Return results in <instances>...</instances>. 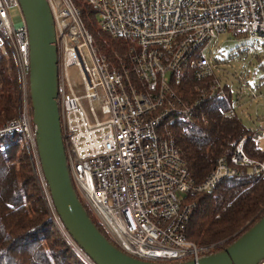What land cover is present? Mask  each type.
Wrapping results in <instances>:
<instances>
[{
    "label": "built area",
    "instance_id": "1",
    "mask_svg": "<svg viewBox=\"0 0 264 264\" xmlns=\"http://www.w3.org/2000/svg\"><path fill=\"white\" fill-rule=\"evenodd\" d=\"M46 1L56 35L60 128L75 191L112 243L137 260L172 263L209 255L216 245L198 247L185 237L193 208L187 197L245 173L264 177V161L247 157L243 138L195 183L171 128L203 121L204 104L232 94L214 66V51L224 34L264 45V0H85L103 32L131 43L126 59L117 57L118 67L97 54L73 0ZM11 9L21 15L17 24ZM0 52L13 60L19 82L16 116L0 127V136L20 135L56 230L82 264H94L64 229L43 175L30 108L28 33L17 0H0ZM187 76L198 83L189 103L176 91ZM236 107L237 100L222 117L240 118ZM250 141L264 148V124Z\"/></svg>",
    "mask_w": 264,
    "mask_h": 264
},
{
    "label": "trees",
    "instance_id": "2",
    "mask_svg": "<svg viewBox=\"0 0 264 264\" xmlns=\"http://www.w3.org/2000/svg\"><path fill=\"white\" fill-rule=\"evenodd\" d=\"M85 28L98 51L112 65L125 60L131 43L114 39L92 28L95 12L81 0H73ZM111 39H110V38ZM184 77L176 91L185 102L195 100V86ZM19 82L13 60L0 52V127L16 116ZM232 94L225 100H212L201 107L205 119L176 123L171 128L181 158L195 183L203 182L216 161L229 157L239 141L246 138L245 154L251 160L264 161V148L251 141L239 117L223 118L232 107ZM244 171H246L244 169ZM89 217L101 234L112 242L105 229ZM193 204L185 227V237L198 247L216 245L226 248L254 225L264 213V177L242 176L221 181L211 192L187 197ZM211 254V253H210ZM0 264H82L67 247L52 223L31 161L18 133L0 136Z\"/></svg>",
    "mask_w": 264,
    "mask_h": 264
},
{
    "label": "water",
    "instance_id": "3",
    "mask_svg": "<svg viewBox=\"0 0 264 264\" xmlns=\"http://www.w3.org/2000/svg\"><path fill=\"white\" fill-rule=\"evenodd\" d=\"M17 1L28 33L29 98L38 155L57 215L77 246L94 264H259L264 259V213L233 243L197 261L144 262L101 234L78 198L65 157L56 101V35L48 2Z\"/></svg>",
    "mask_w": 264,
    "mask_h": 264
},
{
    "label": "rangeland",
    "instance_id": "4",
    "mask_svg": "<svg viewBox=\"0 0 264 264\" xmlns=\"http://www.w3.org/2000/svg\"><path fill=\"white\" fill-rule=\"evenodd\" d=\"M81 3L87 4L85 0H81ZM9 13L14 24L21 21V15L18 10L11 9ZM92 28L97 33L102 32L106 35L101 30L100 23L96 17L95 24L92 23ZM87 32L89 33L88 30ZM93 45L99 56L104 55L98 51L94 40ZM217 49L219 51L215 50L214 52L219 62L217 63L214 60V66L219 74H224V79L232 90V101L237 100L240 102V107H236V109L244 127L247 130H254L260 124H264V45L260 42L249 40L243 35L234 37L230 34H224L219 38ZM97 114L100 118L101 114L99 111H97ZM79 196L82 198L80 194ZM83 201L87 205L93 219L104 228L90 206L84 199ZM215 252L213 251L212 253Z\"/></svg>",
    "mask_w": 264,
    "mask_h": 264
}]
</instances>
